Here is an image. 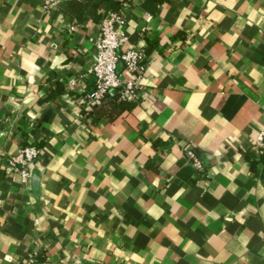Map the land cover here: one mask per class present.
Wrapping results in <instances>:
<instances>
[{"label": "crops", "instance_id": "obj_1", "mask_svg": "<svg viewBox=\"0 0 264 264\" xmlns=\"http://www.w3.org/2000/svg\"><path fill=\"white\" fill-rule=\"evenodd\" d=\"M124 1L0 0V264H264V0ZM119 7L147 71L132 108L88 111L92 78L64 82Z\"/></svg>", "mask_w": 264, "mask_h": 264}, {"label": "built area", "instance_id": "obj_2", "mask_svg": "<svg viewBox=\"0 0 264 264\" xmlns=\"http://www.w3.org/2000/svg\"><path fill=\"white\" fill-rule=\"evenodd\" d=\"M128 1L121 2L120 6L127 5ZM45 13H51L57 8L61 0H41ZM125 16L122 8L109 10L104 14L98 40L94 44L95 56L93 63L82 78H68L64 82L66 89L71 90L84 82L86 77L93 80V88L85 91L81 106L92 111L105 104L111 96L122 100L137 102L139 89L148 67V56L145 47L130 46L125 48L127 35L123 30ZM69 30L76 31L77 25L71 24ZM123 69H119V64ZM256 148L259 154L264 155V129L260 132ZM40 147L36 145L21 146L17 154L10 157L8 167L18 173L23 182L29 178V166L40 156ZM191 162L202 170L200 160L191 149H187ZM12 264H36L35 256H28L16 260Z\"/></svg>", "mask_w": 264, "mask_h": 264}, {"label": "trees", "instance_id": "obj_3", "mask_svg": "<svg viewBox=\"0 0 264 264\" xmlns=\"http://www.w3.org/2000/svg\"><path fill=\"white\" fill-rule=\"evenodd\" d=\"M136 103L137 102L122 100L116 96H112L110 101H108V103L106 104L107 106H105V107H108V105H109V107H113V109H115V110H118V109L123 110V109L132 108ZM97 108H99V107L94 108V110L92 112H94ZM100 108H102V106Z\"/></svg>", "mask_w": 264, "mask_h": 264}]
</instances>
